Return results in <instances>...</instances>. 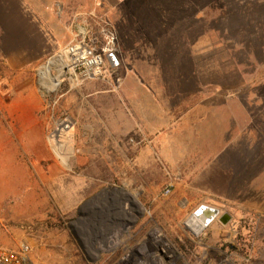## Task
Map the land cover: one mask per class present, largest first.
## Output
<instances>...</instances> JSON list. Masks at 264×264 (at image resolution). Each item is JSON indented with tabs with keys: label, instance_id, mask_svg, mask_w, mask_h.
Segmentation results:
<instances>
[{
	"label": "rangeland",
	"instance_id": "obj_1",
	"mask_svg": "<svg viewBox=\"0 0 264 264\" xmlns=\"http://www.w3.org/2000/svg\"><path fill=\"white\" fill-rule=\"evenodd\" d=\"M226 2L0 0V246L27 245L31 264H110L92 244L131 246L156 231L188 264H264V0ZM105 21L121 83L140 45L181 49L184 72L162 76L185 108L193 96L219 107L236 98L217 116L216 136L226 135L201 147L206 115H170L160 137L135 134L131 94L108 76L42 88L39 72L80 28L105 45ZM62 129L73 139L68 169L47 142ZM202 206L218 216L195 231Z\"/></svg>",
	"mask_w": 264,
	"mask_h": 264
},
{
	"label": "crops",
	"instance_id": "obj_2",
	"mask_svg": "<svg viewBox=\"0 0 264 264\" xmlns=\"http://www.w3.org/2000/svg\"><path fill=\"white\" fill-rule=\"evenodd\" d=\"M55 17L53 24L61 26L62 23L64 26L65 23L57 15ZM138 41L143 42L144 39L140 38ZM140 48L143 49L141 53L129 55L128 73L121 83L123 89H128L129 94H131L128 97V102L132 112L129 121H134V127L131 125L132 130L135 134L140 132L146 136L160 137L162 136V127L166 125L170 115L176 116L175 123L178 121L183 123L184 117L188 115L194 117L198 122L202 116H211L208 118L209 120L207 119V128L203 125L198 130L200 146L210 149L212 143L215 144L216 137L226 135V131L223 129L216 136L217 116L231 115L233 111L229 103L236 98H224L228 106L219 107L215 96L197 98L193 96L192 102L185 108L184 96L177 91L178 84L168 86V80L162 76L164 73L184 72L181 63L182 50H160L156 45L147 48L140 45ZM178 57L180 58L179 66ZM189 72L192 73L191 69ZM179 87L181 90L182 85ZM168 89H174V91L166 93L164 90Z\"/></svg>",
	"mask_w": 264,
	"mask_h": 264
},
{
	"label": "built area",
	"instance_id": "obj_3",
	"mask_svg": "<svg viewBox=\"0 0 264 264\" xmlns=\"http://www.w3.org/2000/svg\"><path fill=\"white\" fill-rule=\"evenodd\" d=\"M104 24L105 45L91 40L86 30L80 28L55 56L59 59L55 70L62 71L63 77L75 81L108 76L113 79L114 88H118L121 77L118 74L116 36L109 22L105 21ZM109 54H114L118 63L109 59ZM91 247L95 255L102 253L107 255V262L113 260L110 264H188L179 260L177 254L164 244L161 235H156V231L140 244H92ZM29 254V248L24 244L17 249L0 246V264H31Z\"/></svg>",
	"mask_w": 264,
	"mask_h": 264
},
{
	"label": "bare ground",
	"instance_id": "obj_4",
	"mask_svg": "<svg viewBox=\"0 0 264 264\" xmlns=\"http://www.w3.org/2000/svg\"><path fill=\"white\" fill-rule=\"evenodd\" d=\"M55 65H59V59L54 57L53 59L48 61V63L39 72L40 86H42V88H44L45 90L54 89V87L57 86L59 82L61 81L60 78L63 77L64 73L59 70L57 71L58 75L52 76L50 69L52 66H55ZM65 128H67V125L64 126V129ZM64 129L59 130V131L57 130V132H55L53 135L47 137L48 138L47 142H48L49 148L51 149L56 159H58L59 163L68 169L69 168L68 159H69L70 154L72 153L71 144L73 142V139L69 134L65 132ZM50 161H52V158L50 159ZM189 223L195 231L201 230V228L204 226L202 219L199 216L198 217L192 216Z\"/></svg>",
	"mask_w": 264,
	"mask_h": 264
},
{
	"label": "water",
	"instance_id": "obj_5",
	"mask_svg": "<svg viewBox=\"0 0 264 264\" xmlns=\"http://www.w3.org/2000/svg\"><path fill=\"white\" fill-rule=\"evenodd\" d=\"M108 58L111 60H114L116 63H118V60L114 54H109ZM192 216H196V217L199 216L202 219V222L205 226L211 220H213L214 218H216L218 216V210L214 209V208L202 206ZM229 220H230V216L226 213H224L218 217V221L223 225L227 224V222H229Z\"/></svg>",
	"mask_w": 264,
	"mask_h": 264
},
{
	"label": "trees",
	"instance_id": "obj_6",
	"mask_svg": "<svg viewBox=\"0 0 264 264\" xmlns=\"http://www.w3.org/2000/svg\"><path fill=\"white\" fill-rule=\"evenodd\" d=\"M222 3H224V6L227 4L226 0H222Z\"/></svg>",
	"mask_w": 264,
	"mask_h": 264
}]
</instances>
